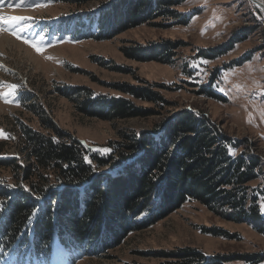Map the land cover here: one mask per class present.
<instances>
[{"label": "rangeland", "instance_id": "rangeland-1", "mask_svg": "<svg viewBox=\"0 0 264 264\" xmlns=\"http://www.w3.org/2000/svg\"><path fill=\"white\" fill-rule=\"evenodd\" d=\"M122 1L51 0L47 7L33 8L16 7L19 0H0V15L29 18L21 22L32 25L22 35L30 40L44 37V50L38 54L7 31L0 32L6 34L0 35V81L20 85L19 106L0 99V129L6 134L0 138V159L17 157L20 163L27 162L20 154L21 126L47 133L41 113L91 150L102 153L108 148L113 153L114 142L125 140L131 129L138 133L167 119L176 121L187 108L205 114L223 129L234 155L257 158L262 168H257L252 184L258 187L260 203L264 199V118L260 115L264 111V15L260 8L252 0H176L171 16L146 17L117 32L106 28L101 36L100 18ZM162 44L171 46V54H159ZM142 80L164 86L158 88L167 99L162 108L116 88L143 85ZM90 91L123 95L150 114L118 118L88 114L75 96L82 99ZM112 169L101 166L98 173ZM0 181L17 188L10 167L0 166ZM134 224L136 229L104 254H83L79 245L65 244L57 235L48 247L62 257L61 264H160L167 259L161 251L184 246L207 255L264 251L263 221L222 216L194 198L158 216L145 210ZM207 227L226 232H211ZM39 244L32 246L44 250ZM16 245L0 248V264H26ZM89 245L96 249L94 242ZM51 257L40 253L34 260L45 264Z\"/></svg>", "mask_w": 264, "mask_h": 264}, {"label": "trees", "instance_id": "trees-1", "mask_svg": "<svg viewBox=\"0 0 264 264\" xmlns=\"http://www.w3.org/2000/svg\"><path fill=\"white\" fill-rule=\"evenodd\" d=\"M175 3L176 0H123L100 18V35H106V28L117 32L146 17L171 16L176 12L170 8ZM160 48L163 51L159 54H171L170 45L162 44ZM142 81L143 85L119 84L116 88L162 108L167 99L158 88L164 86ZM75 97L86 113L104 118L150 114L123 95L90 91L82 99ZM40 116L47 133L26 124L21 126L20 154L27 162L20 163L17 157L0 159V166L11 168L17 185L14 188L0 182V206L5 209L0 220V248L17 243V254L22 260L30 258L29 264H39L34 259L40 253L53 256L48 247L53 235L65 244L79 245L83 254L107 253L127 232L136 229L137 215L145 210L154 216L165 214L189 198L201 200L222 216L264 222L258 187L252 184L262 165L252 154L248 159L243 154L230 155L231 143L225 131L205 114L186 108L176 121L167 119L138 133L131 129L125 140L114 142L116 150L108 154L91 150L67 136L48 116ZM105 165L119 171L98 173V168ZM207 230L226 232L212 227ZM37 241L44 250L32 246ZM93 242L96 249L89 245ZM161 254L167 259L160 264H225L231 260L261 264L264 260V251L207 255L185 246ZM52 260L54 256L44 263Z\"/></svg>", "mask_w": 264, "mask_h": 264}, {"label": "snow or ice", "instance_id": "snow-or-ice-1", "mask_svg": "<svg viewBox=\"0 0 264 264\" xmlns=\"http://www.w3.org/2000/svg\"><path fill=\"white\" fill-rule=\"evenodd\" d=\"M51 0H38V2L33 4H28L27 0H19V2L15 5L16 7L28 6V7H47ZM11 6V5H10ZM29 18L22 17V16H4L0 15V32L7 31L9 34L14 36L17 40H21L23 43L28 44L32 47L38 54L42 53L44 50L41 47V42L43 41L44 37L41 35L37 40H30L27 36L22 35L26 32L32 25L30 24H22V21H25ZM48 59H52V57H47ZM204 63H208L204 61ZM0 67H3L0 65ZM20 85L16 84H5L4 82L0 81V99L4 100L5 103H16L19 106L20 101L16 99L18 95ZM3 89H6L3 90ZM261 117L264 118V111L260 113ZM251 122V121H249ZM5 133L2 129H0V138H5ZM102 154H108L111 152V149L105 148L100 150ZM230 155L235 154L234 149H230ZM86 162L90 165L92 164L91 160L85 157ZM93 167V171H95V166ZM119 169H113L112 172H118ZM2 182V181H0ZM25 190H28L27 188ZM259 211L261 215H264V199H262L259 203ZM0 212H3V207L0 206Z\"/></svg>", "mask_w": 264, "mask_h": 264}, {"label": "water", "instance_id": "water-1", "mask_svg": "<svg viewBox=\"0 0 264 264\" xmlns=\"http://www.w3.org/2000/svg\"><path fill=\"white\" fill-rule=\"evenodd\" d=\"M252 1L256 3V5L260 8V10L264 15V3L261 0H252Z\"/></svg>", "mask_w": 264, "mask_h": 264}, {"label": "bare ground", "instance_id": "bare-ground-1", "mask_svg": "<svg viewBox=\"0 0 264 264\" xmlns=\"http://www.w3.org/2000/svg\"><path fill=\"white\" fill-rule=\"evenodd\" d=\"M0 35H6V34H1V33H0ZM7 36H8V35H7Z\"/></svg>", "mask_w": 264, "mask_h": 264}]
</instances>
